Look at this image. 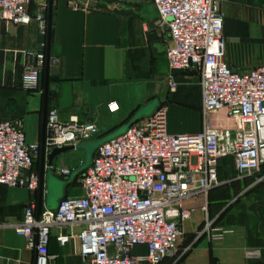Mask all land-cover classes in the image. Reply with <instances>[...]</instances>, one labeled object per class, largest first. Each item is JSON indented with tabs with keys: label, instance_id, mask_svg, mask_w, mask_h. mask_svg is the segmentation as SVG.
<instances>
[{
	"label": "built area",
	"instance_id": "built-area-1",
	"mask_svg": "<svg viewBox=\"0 0 264 264\" xmlns=\"http://www.w3.org/2000/svg\"><path fill=\"white\" fill-rule=\"evenodd\" d=\"M151 1L170 31L168 92L178 90L176 72L199 73L203 128L170 133L169 106L162 102L100 144L81 177L82 193L67 195L50 209L42 208L43 174L35 162L56 148L92 139L96 124L75 117L64 121L51 108L42 142L29 143L22 120H0V185L41 195L27 205L23 221L10 224L34 250L36 264H50L56 257L49 251L54 229L62 246L77 245L83 264H161L177 254L192 213L208 211L210 191L223 183L221 160H232L235 178L264 182V64L237 70L226 60L219 0ZM70 6L80 8L77 1ZM33 20L46 41L39 49L22 51L28 61L21 85L30 92L41 90L42 75L53 59L52 0H0V21ZM108 109L114 112L118 104L110 102ZM60 173L69 177L72 169ZM213 229L207 218L203 232L210 235ZM139 246L147 253L135 254Z\"/></svg>",
	"mask_w": 264,
	"mask_h": 264
},
{
	"label": "crops",
	"instance_id": "crops-1",
	"mask_svg": "<svg viewBox=\"0 0 264 264\" xmlns=\"http://www.w3.org/2000/svg\"><path fill=\"white\" fill-rule=\"evenodd\" d=\"M71 1L80 8H71ZM218 3L225 14L226 60L237 70L264 64V0ZM44 41L36 20L0 21V120H22L29 143L42 142L51 108L64 121L75 117L93 122L97 131L52 163L49 155L35 162L34 168L43 174L42 208H50L49 180L56 193L61 192L57 206L63 197L81 194V177L99 145L162 102L169 106L170 133L202 130L199 73L176 72L178 90L168 92L170 31L151 0H52L49 53L57 64L51 61L46 68L41 90L30 92L21 85L28 61L22 51L39 49ZM113 101L118 109L111 112L108 104ZM61 168L72 169V174L62 175ZM219 175L223 183L210 191L208 211L192 213L184 223L177 254L161 264H264V182L235 178L230 158L221 160ZM36 198L41 195L0 185V264H36L34 250L10 226L23 221L27 205ZM207 218L213 222L210 235L203 232ZM58 233L54 229L50 239L49 251L56 256L50 264H83L77 245L62 246ZM134 253L146 254L147 248L139 246Z\"/></svg>",
	"mask_w": 264,
	"mask_h": 264
},
{
	"label": "water",
	"instance_id": "water-1",
	"mask_svg": "<svg viewBox=\"0 0 264 264\" xmlns=\"http://www.w3.org/2000/svg\"><path fill=\"white\" fill-rule=\"evenodd\" d=\"M53 65L57 64L56 60H52ZM56 72V69L53 68L51 69V73L54 75ZM98 144H94L93 149L97 146ZM73 146H69V147H63V148H56L50 155H49V160L50 163H52V161L54 160L55 157H57L58 155L65 153L71 149H73ZM91 152L89 151V156H90ZM61 193V192H60ZM60 193H56L55 188L53 187V183L51 180H49V190H48V205L50 207V209H55L57 208V202H58V198L60 197Z\"/></svg>",
	"mask_w": 264,
	"mask_h": 264
},
{
	"label": "rangeland",
	"instance_id": "rangeland-1",
	"mask_svg": "<svg viewBox=\"0 0 264 264\" xmlns=\"http://www.w3.org/2000/svg\"><path fill=\"white\" fill-rule=\"evenodd\" d=\"M79 184V181H76V186Z\"/></svg>",
	"mask_w": 264,
	"mask_h": 264
}]
</instances>
